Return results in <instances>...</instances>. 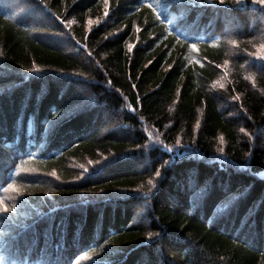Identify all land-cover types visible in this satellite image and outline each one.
<instances>
[{"label":"trees","instance_id":"obj_1","mask_svg":"<svg viewBox=\"0 0 264 264\" xmlns=\"http://www.w3.org/2000/svg\"><path fill=\"white\" fill-rule=\"evenodd\" d=\"M45 4L0 0V264H264L261 5Z\"/></svg>","mask_w":264,"mask_h":264},{"label":"snow or ice","instance_id":"obj_2","mask_svg":"<svg viewBox=\"0 0 264 264\" xmlns=\"http://www.w3.org/2000/svg\"><path fill=\"white\" fill-rule=\"evenodd\" d=\"M40 2L42 4H45V0H40ZM169 0H138V3L140 5V7H147L148 9L152 10L156 15H155V19L156 21L160 22L161 24L164 23V20L167 19V4H168ZM241 0H236V3H240ZM252 2L254 4H259L261 5V10L264 11V0H252ZM219 3L221 5H223L224 3V0H219ZM105 4H107L105 2ZM23 11V10H21ZM19 15V12H13L12 15L10 17H5V19H13L15 20L16 17ZM164 18V19H162ZM52 16L50 14L49 11L46 10V4H45V9H42V13H41V22H44L45 24H50L52 22ZM71 21H66V24L67 25H71ZM179 29V25H174L173 28H172V31L175 33V39L177 41H181L182 38L183 39H187V35L184 31H181V30H178ZM33 32H45L47 31V27L45 28H33L32 29ZM232 44H236V40H231L230 41ZM190 44H194V43H189L188 46ZM195 45V44H194ZM260 46H264V45H260ZM129 49L131 50L132 48V45H128ZM75 51H81L80 49H74ZM253 56H256L255 53H252ZM261 59H264V57H261ZM36 71H39V69H36ZM81 76H83V73L80 74ZM133 87H135V85H133ZM123 99L127 100V97H123ZM233 100H238L239 97L238 96H233L232 97ZM129 108H131L132 111H135V108H132L131 105H129ZM89 110L88 107L85 105L83 107H77L75 109H73L71 112H65L63 114H61V116L56 120L54 121L53 123L56 125V126H59V124L63 121V120H66L68 119L70 116L72 115H78L80 114L82 111H87ZM141 120H143V117H140ZM197 126H199L200 124V121H197L196 122ZM147 131V137H152L153 140L160 146L164 149L165 153H174V152H177L178 150L179 151H183V147H182V140L180 138H177L175 140V144L174 145H168V144H165L163 142V140L160 138L159 134H156L154 133L153 131H151L150 129L146 130ZM240 132L244 133L246 130L244 128H240L239 129ZM220 142L221 144L224 143V140H223V137L220 138ZM193 143H195V138H193ZM137 148H147L148 145H136ZM216 151L218 153H224L225 149L223 147H218L216 149ZM110 156L112 157L111 159H108L106 157H103L102 155V159L101 160H97L95 161L94 163L96 165H100V167H103L104 165H111L112 163H115L116 161H118L120 159V157H117V156H114L112 154H110ZM29 158L31 159L32 157L29 155ZM24 161L21 160V164H23ZM92 163V162H90ZM170 164V161L169 160H163L161 165H160V168L157 169L155 171V176L156 177H160L162 176V169H165L168 165ZM83 167V166H81ZM94 171H98L99 169H93ZM27 171V170H26ZM86 173H88V169H84L80 175L76 176L75 179L76 180H81L82 178H86ZM51 175H55V173H51ZM148 184L151 186L149 187L148 191H152V188H155L157 187L156 184L153 183V181L150 179L148 181ZM12 185H8V187H11ZM143 187V186H141ZM80 191L82 192H86V191H92V189H84V188H80L79 189ZM52 191V190H50ZM99 191H103V189H100ZM210 192V187L208 185V182H205V189L204 191H202V193L200 194V199L203 200ZM193 203H195V199L193 201ZM0 210H4V211H7L6 209H3V206L0 205ZM226 214V213H225ZM147 235L149 237H152L154 235H159L158 233H153V232H148ZM101 247L103 248L104 246L101 245ZM93 251H95V249H93ZM83 255H87V252H84ZM96 261H100V264H103V257H96L94 260L90 261V264H96Z\"/></svg>","mask_w":264,"mask_h":264},{"label":"rangeland","instance_id":"obj_3","mask_svg":"<svg viewBox=\"0 0 264 264\" xmlns=\"http://www.w3.org/2000/svg\"><path fill=\"white\" fill-rule=\"evenodd\" d=\"M91 24H92V22H90V21H89V24H88V26H90Z\"/></svg>","mask_w":264,"mask_h":264}]
</instances>
